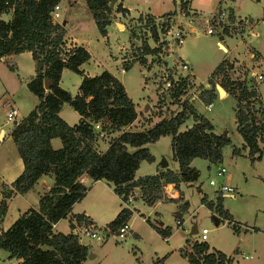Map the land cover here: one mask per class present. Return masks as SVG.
I'll return each mask as SVG.
<instances>
[{
	"label": "rangeland",
	"instance_id": "374dc122",
	"mask_svg": "<svg viewBox=\"0 0 264 264\" xmlns=\"http://www.w3.org/2000/svg\"><path fill=\"white\" fill-rule=\"evenodd\" d=\"M185 1L188 13L182 7ZM124 3L130 10L131 17H128L127 13L115 12L116 3L113 4L112 22L107 26L106 36L100 34L85 0H61L60 16L54 21L62 24L64 22L67 36L82 43L89 50L91 60L86 64L88 65L86 69L91 74L108 70L119 78L127 95L135 103L139 116L142 113L144 115L149 113L148 116L152 118L156 115L159 117L156 118L158 120L166 112L168 113L165 116L180 109L178 104L171 102L169 98L166 102L162 101L166 90L164 78L168 79L167 76L170 74L163 57L174 51L175 66L171 73L177 74L181 62L176 58L177 50L189 67L182 73L192 75V85L182 99L190 100L198 112L212 122L214 131L226 133L231 143L224 147L221 162L210 163L203 158L192 160L191 167L196 176L193 181L180 184V199L169 200L168 186L165 185L163 188L165 199L153 205H147L140 193L132 197L133 201L137 199L133 203L126 200L128 206L137 207L138 210L133 211L130 218L131 230L126 233L125 238L117 239L116 234L106 226L101 230L105 233L110 230L111 233H106L105 241L102 242L81 234L77 235L83 244L89 246V253L82 264H189L188 259L180 251L191 252L192 243L200 240L199 233L203 228L208 231L205 241L227 254L232 259V264H264V149L262 157L254 161L243 149L240 154L233 155L232 147L241 148L243 144V139L236 129L234 97L230 94L220 96L217 90V97L211 103V108H207L205 103L193 97L191 93L195 91L199 95L202 86L210 87L207 84L208 78L216 66L225 60L230 77L244 81L248 88H255L264 102V24L261 22L264 18V0H193L192 6L196 12L189 11L190 0H124ZM222 11L226 12L227 17L218 19ZM213 16L217 19L212 18ZM9 18V14L1 16L5 21ZM238 18H248L251 24L247 26L236 24ZM206 19L215 25V32L212 34L204 32ZM115 22L124 23L125 28L117 26ZM179 24L189 28L186 27L184 43L173 45L171 48L168 43L173 41L171 39L168 41V36H171V30ZM194 27L201 29L199 34L190 31ZM217 29H222L224 34H220ZM153 31L157 34V41L153 39ZM142 40H147L151 47L159 46L160 52L156 55H146V62L143 64L138 61L140 58H137L129 68L121 72L120 67L130 62L123 59L129 57L131 58L129 60H133V57L139 55L138 46ZM218 42H222L229 52L221 48ZM251 53L255 54V58L249 57ZM234 54H238L249 63H255L253 71L262 74L263 78L257 80L253 77L243 63L238 64L239 60L233 57ZM33 75L34 61L28 52L17 54L11 59L0 60V130L3 129L7 136L4 141H0V175L6 176L8 173L10 176L13 170L18 169V162L21 165L15 144L11 138L8 139L7 133L13 122L8 121L7 111L11 106H15L19 120L37 104V97L27 87ZM214 80L218 85L219 79L215 77ZM80 81V75L67 69L63 71L60 86L75 94ZM159 109L163 111L161 116L157 115ZM67 110L74 116L78 115L65 103L63 114L69 120L71 118L67 116ZM256 113L259 118V113ZM190 123L192 120L188 119L181 129ZM107 139L108 137L100 139L98 145L103 147ZM53 142L55 149L60 148L59 138H54ZM259 144L263 147L264 141ZM148 146L154 161H142L136 172L137 176L152 174L155 169L161 168L160 163L163 159L167 161L166 167L178 170L177 162L172 159L171 136H162ZM221 167L225 168L226 173L218 176L217 171ZM225 179L233 187L232 196L226 191H220ZM210 180H214L216 184L211 185ZM1 187L2 184L0 199L3 190ZM37 190H40V187L32 189L24 196L13 197L9 202L8 214L0 225L7 227L19 211L23 212L31 206H37ZM218 195L222 198V206L230 220L219 219L215 210H210L201 202L203 197L216 201ZM185 201L188 202L187 209L182 206ZM120 203L112 187L100 183L89 197L75 206L74 210L90 211L94 214L98 226H104L116 217ZM178 214H181L180 226L177 224ZM146 219L156 225L162 223L164 227L169 226L172 229L171 236L164 239L146 222ZM194 224L198 229V233L195 234L192 233ZM57 230L71 232L69 220L62 219L55 231ZM186 239L189 240L188 244L185 242ZM164 255H167L164 262H157V259ZM0 262H6L4 251L0 253Z\"/></svg>",
	"mask_w": 264,
	"mask_h": 264
},
{
	"label": "trees",
	"instance_id": "16d2710c",
	"mask_svg": "<svg viewBox=\"0 0 264 264\" xmlns=\"http://www.w3.org/2000/svg\"><path fill=\"white\" fill-rule=\"evenodd\" d=\"M60 1L0 0V14L12 11L8 21L0 19V59L8 54L30 52L34 76L27 87L38 100L34 108L13 122L10 128L23 170L10 185L2 184L0 221L7 210V199L14 193L33 188L43 175L53 177L52 187L39 195L37 207L28 208L6 230L0 231V250L8 253L7 259H19L18 264H82L86 259L88 245L81 243L72 232H58L53 228V224L62 219L69 220L70 230L74 227L73 218L79 224L91 223L85 214L71 215L73 205L85 197L89 187L81 182L83 175L92 182L106 181L123 201L138 188L142 200L153 205L165 199L163 188L168 184L179 192L176 199H171L178 200L181 197L180 184L195 179L192 160L203 158L210 163L221 162L224 147L231 143L226 133L214 131L212 122L199 113L190 100L182 99L192 85V76L175 78L165 60L171 87L164 91L162 101L169 98L180 109L163 115L147 129L123 130L139 115L135 103L127 95L122 82L108 70L94 76L83 72L81 65L90 59V52L81 45H67L64 25L52 20L51 13ZM85 2L102 36L107 35L106 27L112 22L113 4L116 3L115 12L127 13L120 0ZM182 7L188 13L186 1ZM153 39L158 40L155 31ZM160 50L159 46L151 47L147 40H142L137 58L143 64L146 62L144 56L156 55ZM225 63L222 61L213 70L207 81L210 87L202 86L199 100L206 105L213 102L217 97L214 79L218 78L219 85L235 99L236 129L243 139L242 147L233 146L231 153L240 154L243 149L251 160H259L264 149L259 144L264 141V102L255 88H248L242 80L232 79ZM64 69L81 76L74 95L60 86ZM45 81L48 82L47 89ZM65 103L80 116L73 125L59 114ZM162 112L159 109L157 115L161 116ZM188 119L192 120L190 126L181 129ZM144 121L150 123L151 119L145 118ZM96 123L100 124L99 130L94 127ZM167 135L171 136L172 159L177 162L178 170L158 168L154 174L135 178L142 161H154L147 145ZM107 137L110 138L108 146L99 150V140ZM53 138L60 139V148L52 146ZM201 202L215 210L219 219L230 220L220 195L216 201L203 197ZM182 206L187 209L188 202ZM131 214L129 208H122L106 227L116 231ZM178 221L180 226L182 222ZM146 222L163 238L172 233L169 226ZM180 252L189 264H232L227 254L210 247L206 241L196 240L191 252ZM166 257L158 258L157 262L162 263Z\"/></svg>",
	"mask_w": 264,
	"mask_h": 264
},
{
	"label": "crops",
	"instance_id": "0c3cea01",
	"mask_svg": "<svg viewBox=\"0 0 264 264\" xmlns=\"http://www.w3.org/2000/svg\"><path fill=\"white\" fill-rule=\"evenodd\" d=\"M72 1H74V0H72ZM121 1V3H122V7H124V8H126L127 9V15H128V17H131L130 16V10L125 6V3H124V0H120ZM192 1L193 0H190V8L191 9H189V11L190 12H193V11H195L194 9L195 8H193V6H192ZM59 4H60V2H59ZM196 12V11H195ZM197 13H199V12H197ZM3 14H9V16H10V18H11V16H12V11L11 10H9L7 13H2V14H0V19H1V16L3 15ZM9 18V19H10ZM8 21V20H7ZM59 22V21H58ZM116 24H117V26L118 25H120V26H122V27H124L125 28V24L124 23H120V22H115ZM186 23H187V25H188V22L186 21ZM63 25H64V22H63ZM119 28V27H118ZM66 29V28H65ZM106 29H107V27H106ZM217 31L220 33V34H224L223 33V30L221 29H217ZM197 34V33H196ZM226 35V34H225ZM222 37V39H224V37L223 36H221ZM65 41H66V44L67 45H81V46H83V47H85L82 43H78L76 40H74V39H72V38H70L69 36H67V32H66V35H65ZM184 43V42H183ZM149 44V43H148ZM218 45L221 47V48H223L225 51H227V52H229V50H228V48L222 43V42H218ZM140 46H141V44H140ZM140 46H138L139 48H140ZM86 48V47H85ZM87 49V48H86ZM138 49V48H137ZM88 50V49H87ZM89 51V50H88ZM173 51V50H172ZM27 52V51H26ZM26 52H23V53H26ZM28 53H30V52H28ZM19 54H22V53H19ZM15 55H17V54H8V55H5V56H3L0 60L2 61V60H5V59H11V58H13ZM31 55V54H30ZM90 55H91V53H90ZM138 57V56H137ZM137 57H133L134 59L133 60H129V59H131V58H126V59H123V61H130V62H126L125 63V65L123 66H121L120 67V71L121 72H123L124 70L123 69H127V68H129L133 63H134V61L137 59ZM168 57L173 61V57L175 58V56H174V51H173V53H170V55H168ZM233 57H235L236 59H238L239 61H238V64H241V63H243L246 67H247V69H249V71H250V73L253 75V74H258V73H256V72H254L253 71V67H254V64L255 63H249V62H247V60H244L243 58H241V56H239L238 54H234L233 55ZM249 57L250 58H252V57H254L255 58V54L254 53H251L250 55H249ZM144 58H145V56H144ZM176 58H178V59H180L181 61H183V62H185L186 64H187V62L184 60V58L181 56V54L180 53H178L177 52V50H176ZM90 60H91V57H90V59L86 62V63H84V64H82L81 65V69L83 70V72L85 73V74H87V75H90V76H94V75H97V74H99V73H96V74H91L90 73V71L89 70H87L86 68H88V65H86V64H89V62H90ZM139 61V60H138ZM244 61V62H243ZM174 62V61H173ZM188 65V64H187ZM189 68V67H188ZM64 70H67V69H64ZM63 70V71H64ZM104 71V70H103ZM110 72V71H109ZM101 73V72H100ZM112 73V72H111ZM62 74H63V72H62ZM113 74V73H112ZM189 74V73H188ZM114 75V74H113ZM190 75H191V73H190ZM262 75V74H261ZM34 76V75H33ZM115 77H117L116 75H114ZM192 76V75H191ZM61 78H62V76H61ZM118 78V77H117ZM262 78H263V76H262ZM119 79V78H118ZM194 79V78H193ZM60 83H61V81H60ZM76 93H77V91H76ZM75 93V94H76ZM73 94V93H72ZM227 93H225V95H226ZM74 95V94H73ZM199 99V98H198ZM63 108H64V104H63V106H62V108H61V110H60V112H59V114H60V116L68 123V124H70V125H73V124H75V123H77L78 122V120H79V118H80V116H79V114L77 115V116H74L69 110H67V116L69 117V118H71L70 120L66 117V115H64L63 114ZM137 109V108H136ZM168 112H166L165 113V115L167 114ZM148 114L149 113H147V115H144L143 113H142V115L141 116H139L138 115V117H137V119L133 122V123H131L130 125H128V126H125V127H123V130H131V131H138V130H143V129H147V128H149L150 126H152L154 123H156L158 120H156V118H159V117H157L156 115H155V117H152L151 118V116H148ZM144 117H146V118H151V122L150 123H147V122H145L144 121ZM190 126V125H189ZM7 135H8V139H12V137H11V135H10V129L8 130V133H7ZM113 135H116V134H112L111 136H113ZM6 133H5V131L3 130V129H1L0 130V141L2 140V141H4L5 139H6ZM109 139L110 138H108L107 139V141L104 143V146L103 147H100V145H98V149L99 150H101V151H103V150H105L106 149V147L108 146V141H109ZM53 140H54V138L51 140V144H52V146H54V142H53ZM13 141V140H12ZM61 147V146H60ZM147 147L149 148V146L147 145ZM149 150H150V148H149ZM19 156V155H18ZM19 159H20V157H19ZM20 161H21V159H20ZM161 168H163V167H161ZM158 169V168H157ZM157 169H155V171L152 173V174H154V173H156L157 172ZM8 170V169H7ZM22 170H23V164H22V161H21V165H20V163L18 162V169L17 170H13L12 172V175H8V173H6V176H4L3 174H1L0 176H1V182H0V185L1 184H6V185H10V183H12L18 176H19V174L22 172ZM138 170V169H137ZM8 171H10V170H8ZM175 171H177V170H175ZM137 172V171H136ZM139 176H137V174L135 173V178H138ZM141 177V176H140ZM81 182H83L84 184H86V185H88L89 187H88V190H87V192H86V195H85V197L81 200V201H79V202H77V203H75L74 205H73V207H72V209H71V215H76V214H85L86 216H88L89 218H90V220H91V223L95 226V227H97V229H101V228H104L106 225H104V226H98V224L96 223V220H95V216H94V214L93 213H91L90 211H87L86 209H83L82 211H80V212H75V210H74V208H75V206L76 205H78V204H80V203H82L87 197H89V195L92 193V190L98 185V184H100V183H105V184H107V185H109L106 181H104V180H97V181H90L89 180V178H88V176L87 175H83L82 177H81ZM52 185H53V177L51 176V175H43V176H41L39 179H38V181L35 183V185L33 186V188H31V189H29L28 191H26V192H24V193H14L10 198H8L7 199V210H6V212H5V215L2 217V220L0 221V224L5 220V218H6V216H7V214H8V210H9V202L12 200V198L13 197H15V196H24V195H26V194H28L32 189L34 190V189H37V187H40V190H37V193H38V198H39V195L42 193V192H44V191H46V190H48L49 188H51L52 187ZM168 186V194H167V197H168V199L169 200H172L171 198H174V197H177V196H179V192L177 191V190H175L174 188H173V185H172V189H170L169 188V184L167 185ZM1 191V190H0ZM140 192H139V189L138 188H135L134 190H133V192L131 193L132 195L131 196H129L128 197V201L129 202H131L132 201V203L135 201V200H137V199H135L134 201L133 200H131L132 199V197H136L138 194H139ZM231 196H232V194H230ZM117 196V195H116ZM118 197V196H117ZM118 199L121 201V203H120V205L121 206H119V209H118V211H117V213L122 209V208H124V207H127V208H129L131 211H132V214H131V216L133 215V211H134V209H137L138 210V208L137 207H133V208H131L130 206H128L127 204H126V201H123L121 198H119L118 197ZM140 199V198H139ZM174 199H176V198H174ZM172 201H175V200H172ZM124 203V205H122ZM38 204V203H37ZM31 207H34V208H36L37 206H31ZM30 208V207H29ZM28 209V208H27ZM27 209H25V210H23V212L24 211H26ZM22 213V211H19L16 215H14V217H13V219L10 221V223L7 225V227H3V226H1L0 225V231H2V230H6L16 219H17V217L20 215ZM117 215V214H116ZM131 216H130V218H131ZM178 217H179V220H180V218H181V215H177ZM130 218H129V220H128V222H129V224H130ZM65 220H67V219H65ZM147 220V219H146ZM220 221V220H219ZM74 223H76V221L74 220V218H73V224ZM60 224V221L56 224V227H55V230L57 229V227H58V225ZM182 225V224H181ZM159 226H162V227H164L163 226V224L161 223ZM196 227V229H197V225L196 224H194L193 225V227ZM192 227V228H193ZM130 230H131V225H130ZM58 231V230H57ZM202 231V230H201ZM58 232H61V231H58ZM63 233H68V232H63ZM192 233H198V229H197V232H192ZM172 234V233H171ZM171 236V235H170ZM169 236V237H170ZM169 237H167V238H164V239H168ZM205 240H207V236H206V239ZM204 240V241H205ZM105 241V240H104ZM200 241V240H199ZM81 243H82V241H80ZM185 242H188L189 243V240L188 239H186V241ZM188 243H186V244H188ZM209 244V246L210 247H213V246H211L210 245V243H208ZM214 248V247H213ZM1 251L2 250H0V253H1ZM2 256V255H1ZM4 256L6 257V262L5 263H3V264H18L19 262H20V260L19 259H16V258H13V259H7V256H8V253L7 252H5L4 251ZM164 262V261H163ZM163 264V263H162Z\"/></svg>",
	"mask_w": 264,
	"mask_h": 264
},
{
	"label": "built area",
	"instance_id": "2783aa9c",
	"mask_svg": "<svg viewBox=\"0 0 264 264\" xmlns=\"http://www.w3.org/2000/svg\"><path fill=\"white\" fill-rule=\"evenodd\" d=\"M59 8H60L59 4L54 6V9H53V11L51 13L53 21L55 19L59 18V16H60L59 15ZM226 17H227L226 12L222 11L219 14V18L218 19H223V18H226ZM212 18L217 19V18H215V16H213ZM261 22L264 24V18L262 19ZM236 24L247 26V25L251 24V22H250V19H248V18H238ZM186 27L187 26H183V25L179 24V25H176V27H174L171 30V36H168V41L171 39L173 42L172 43H168L169 47L172 48L173 45L182 44L184 42L185 31H186L187 28H189V27H187V28ZM165 29H166V27H165ZM200 30L201 29H198V28L194 27L190 31L199 34ZM204 32L206 34H212V33L215 32V25H212L211 22L208 19H206V28L204 29ZM163 34H165V33H163ZM164 41H167V40H164ZM167 57H168L167 55L163 57V59L166 62H168L167 59H166ZM171 62H172V66H170L169 62H168V67L167 68H170V69L174 70L175 62H173L172 60H171ZM178 67H179V70H178L179 72H177V74L173 73V76L175 78H177L179 75L180 76H187L188 75V73L187 74H183L182 73L183 71H186L188 69V65L185 62L181 61L180 62V66H178ZM253 77L257 78V80H261L262 79V75L261 74H253ZM164 86H165V88L171 87V81L169 79L164 78ZM191 93L193 94V97L199 98V95H197L195 93V91H192ZM211 105L212 104H207V108H211ZM17 115H18L17 108L15 106H11L8 109V111H7V119H8V121H11V122L17 121ZM94 127L99 130L100 129V124L96 123L94 125ZM225 173H226V170H225L224 167L219 168L218 171H217V175L218 176H223ZM209 183L211 185H215L216 184L214 180H210ZM220 191H226L228 194H231L233 192V187L230 186L227 183V180L225 179L224 182L220 186ZM131 195L132 194H130L129 196H131ZM179 223L180 222L177 220V224H179ZM55 227H56V224H53V228L54 229H55ZM129 230H130V224H129L128 221H126V222H123L117 228V230L115 232H113V234H116L117 239L121 240V239L125 238L126 233ZM71 232L74 235H76V236L81 234V235H84V237H89V238L91 237L92 239H94L96 241H101V242L104 241V238H106V235H105L106 233L107 234L111 233L110 230H107L106 233H105L104 230L95 228V226L92 223L88 224V223H85V222L82 223V224L74 223V227L71 229ZM207 232L208 231H207L206 228L202 229L201 233H199L200 234V241H204L206 239ZM0 264H3V263L0 262Z\"/></svg>",
	"mask_w": 264,
	"mask_h": 264
},
{
	"label": "water",
	"instance_id": "95a60500",
	"mask_svg": "<svg viewBox=\"0 0 264 264\" xmlns=\"http://www.w3.org/2000/svg\"><path fill=\"white\" fill-rule=\"evenodd\" d=\"M166 59H167V61L169 62V65L172 66V62H171L170 58L167 57ZM44 87H45L46 89L48 88V82H47V81H45ZM216 88H217L218 93H219L220 96H221L222 94H225V93H226L225 90H224L219 84L216 85ZM160 165H161V167H166V166H167V161H165V160L163 159V160L161 161ZM193 176H194V177L196 176V172H195V171L193 172ZM169 188L172 189V184H169ZM179 215H181V214H179ZM192 232H197V229H196L195 226L192 228Z\"/></svg>",
	"mask_w": 264,
	"mask_h": 264
}]
</instances>
